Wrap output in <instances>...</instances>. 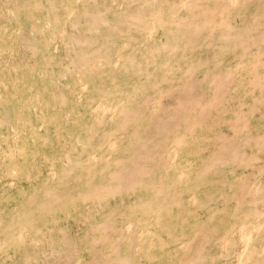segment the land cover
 Returning a JSON list of instances; mask_svg holds the SVG:
<instances>
[{"label":"rangeland","instance_id":"rangeland-1","mask_svg":"<svg viewBox=\"0 0 264 264\" xmlns=\"http://www.w3.org/2000/svg\"><path fill=\"white\" fill-rule=\"evenodd\" d=\"M0 264H264V0H0Z\"/></svg>","mask_w":264,"mask_h":264}]
</instances>
